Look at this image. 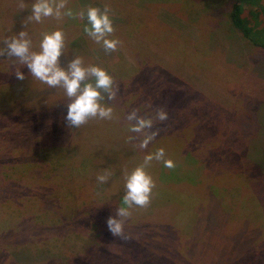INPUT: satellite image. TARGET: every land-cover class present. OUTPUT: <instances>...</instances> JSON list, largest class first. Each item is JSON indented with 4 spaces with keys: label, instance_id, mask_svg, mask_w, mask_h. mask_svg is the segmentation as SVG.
Segmentation results:
<instances>
[{
    "label": "rangeland",
    "instance_id": "374dc122",
    "mask_svg": "<svg viewBox=\"0 0 264 264\" xmlns=\"http://www.w3.org/2000/svg\"><path fill=\"white\" fill-rule=\"evenodd\" d=\"M233 1L66 0L65 8L61 9V12L67 9H71L73 12V17L67 16L65 19L66 25L73 27L70 33V36H73V44L70 53L68 52L69 55L61 52L59 66L67 71L70 63L74 59L80 58L82 67L88 68L93 65L101 67L113 77L115 83L117 82L114 84V90L117 89L116 97L109 100V105H104L102 104L103 100L101 101L102 106L113 109L111 119L90 118L79 128H71L64 119L59 128V133L62 135L58 134V136H52L46 140V142L56 140L66 144L70 149L73 164L69 167L72 170L69 175L74 176L72 189L78 188V194L83 196L79 200L78 207L82 209L79 217H87L86 210L103 205L100 202H105L103 206L110 209L111 215L108 212H102L97 220L98 226H103L108 217L115 216L120 197L127 191L126 177L139 165L141 158L146 153L145 149L139 148L143 132L129 131L135 120L131 121L129 127L124 124V121L127 122L126 115H129L133 106L138 107V102L142 103L143 100H146L153 108H158L162 103L153 97L156 95L158 68L166 74L169 80L184 84L188 88L187 90L184 86H180V89L174 91L173 98L180 99H176L175 102L171 101L170 104L168 102L169 114L167 111L168 119L165 120V124L170 127L178 125L177 117H185V121L181 125L187 124L190 114L195 111L192 109V112H183L181 109H176L178 104L182 105V99H187L193 94L211 98L214 108L207 113H204V109H202L201 114L199 113L197 116L198 123L204 119L207 120L200 124L210 128V131L196 130L195 135H200L205 140L213 139L220 146L223 144L229 147L228 142L232 141L238 132L248 131V133H244L248 136L246 146L250 152L247 151V172L254 177H264V48L254 45L232 24L229 13ZM59 2L60 0H54V4ZM12 3H18L15 11L10 14V17H13L12 20L16 22L13 26L7 20V8ZM20 3L21 0H0V47H4L3 40L5 38H11L21 31L34 35L35 39L54 30L63 31L64 19L48 17L37 23L28 19L34 0H23V9L20 7ZM89 7H97L101 10H104L105 7L109 9L108 14L114 28L109 39H116L120 42L115 51L105 50L102 43H96L84 31L85 27H90L86 15ZM80 12L85 13L83 19L79 15ZM68 43L69 41H66L65 45ZM62 60L65 63H62ZM7 67L13 69L10 74H15V71L18 70L15 60L7 56L0 57V77L7 76ZM36 80L41 86L38 92L42 96H36L32 101L35 105L34 108L37 111L40 108H47L48 111L54 110L55 104L50 102L66 95L63 87L51 88L38 79ZM119 81L122 82L119 83ZM86 83H94V77L90 75L86 77L85 81L81 83V88ZM118 83L123 85L119 91V98L117 97ZM28 91L29 85H25L22 97L26 98ZM101 93L107 96V93L103 91ZM72 100L69 98L68 104ZM120 100L123 101L122 104H119ZM12 103L13 100H11ZM16 105L18 106L17 103ZM190 105L193 103L191 102ZM121 119L123 123L119 124ZM4 120L6 117L2 118L0 122L2 123ZM122 124L128 132L124 130L122 133L124 142L121 143V151L119 150L117 155L122 156V152L125 160L113 159L110 154L113 153L112 146L108 150L101 151L102 142H100L98 150H94V145L99 138L104 141L111 136L116 139L113 144L118 143L122 138L120 135ZM5 130L10 129L3 126L2 131ZM15 131L21 132L22 136L19 139L6 138L0 143L6 146L4 142L20 141L24 138L22 145H29L25 147L29 150L31 145L46 143L43 142L37 131L31 130L27 120L20 129ZM6 133L8 135L10 131ZM180 134L176 135L177 138ZM30 137L33 138L32 142ZM88 148L89 157L84 159L82 155ZM196 151L197 157L186 155L180 162H175L173 168L164 166L163 170L158 172L159 182L176 187L179 183L182 185L181 189L183 188V191L188 193L192 191L190 185L195 184L197 188L201 183H206L209 180L208 172L218 175L220 181L227 179L228 170L219 172L217 169H212L213 164L217 163L212 155L208 156L206 152V157H202V152ZM100 153H103V156ZM218 153H223L224 157H220L223 158L221 161L229 166L230 157H233L230 154V149H222ZM110 156L111 158H109ZM204 159L207 161L203 162ZM183 161H187L186 164ZM219 168L223 169L220 166ZM102 174L108 175V180L104 184L98 183L97 180V177ZM117 181L119 187L114 185ZM94 189H97L95 193ZM224 189L226 188L217 189L218 191L214 193L215 197L221 199L223 196H229V191ZM261 189L264 191V187ZM60 194L63 199L59 198L63 202H66V199L70 197V193L65 194V190H60ZM93 194L96 195L94 198ZM257 194L261 196L260 205L263 206V217L250 219V223L237 221L239 224L241 222L240 225H227L225 216L214 204L210 205V209L206 211L205 209L200 210L199 203L211 199L206 195L185 197V201L182 198L183 203L178 210L180 216L178 220H182L180 226L184 229V231L178 232L180 235L178 238L180 257L173 254L172 258L170 253L166 255L169 250L165 249L164 241L172 237V235L169 237V234H173L174 232L171 230L174 231V229L170 228L167 222H159L157 218L151 219L144 226L140 225V221L132 230H130L131 226L127 227L129 224L126 219L124 232L127 239L123 240L99 234L98 230H91L87 223H83L76 227L79 238L78 242L73 243L62 241L64 230L55 231L49 226L42 228L37 226V228L32 223L22 224L20 233L14 235V233H8L6 228L0 225V247L6 243L13 245L26 241L38 242L35 245L37 248L33 246L32 249L26 250V247H20L21 255L15 258L16 261L11 264H71L72 256L89 260L93 264H158V262L159 264H185L186 260L189 264H264V229L262 227L264 224V195L259 192L258 186ZM231 196L236 201V194L232 193ZM43 201L46 203L45 206L43 205L44 208H52V198ZM243 201L239 200V195H237L236 204L239 207L237 219L246 217L243 211L240 215V210L245 207ZM130 212L132 213V211ZM244 219L242 220L244 221ZM256 226L260 229L253 235L251 230ZM39 229L46 230L44 237L51 236L47 240H38L41 235ZM254 239L257 240L255 245L252 243ZM247 248L251 250L252 254L246 253ZM23 249L24 251H22ZM16 250L14 251L18 254V249ZM4 251H0V264H7L6 260L1 259L3 255L5 256L6 252L4 253ZM252 255L255 256L254 259L251 257Z\"/></svg>",
    "mask_w": 264,
    "mask_h": 264
},
{
    "label": "trees",
    "instance_id": "16d2710c",
    "mask_svg": "<svg viewBox=\"0 0 264 264\" xmlns=\"http://www.w3.org/2000/svg\"><path fill=\"white\" fill-rule=\"evenodd\" d=\"M17 4L18 3H12V5L7 8V20H9V23L11 22L12 26L15 25L16 22L12 20L13 17H10V14L12 11H15ZM229 15L234 27L240 30L245 38L250 40L254 45L264 48V0H234L231 5ZM62 19H64L63 21L65 22L67 16L62 17ZM72 29V25H69L68 27L65 22V27L62 31L64 33V47L61 50V52L63 54L65 53V55H69L70 49L73 44V36H70ZM34 37V35L30 34L28 38L31 42L30 51L35 52L40 50L39 45L43 38V35L39 39H35ZM66 41H69V43L65 45ZM10 58L16 61V68L24 74L25 79L18 80L15 74H10V71L13 70L11 69L12 67L10 69L9 67H7L8 70L6 71L8 73L6 77H0V121L2 120V118L6 117V120H4L2 123L0 122V142H3L6 138H15V140L19 139L22 134L21 132H17L15 130L20 129L22 127V124H24L26 120L28 125L31 127V130L33 132L37 131L40 134L43 142H46V140H49L52 136H58V134L62 135L61 133H59V128L62 125L60 123L64 121L66 117L68 105L67 101L70 97H66V95H64L61 98L54 99V101L50 102L53 103V105L55 104V109L52 111H48L47 108H40L38 112L34 108L35 105L32 103V101L35 100L36 96H42L38 92L39 87L41 86L38 85V81L34 76L31 75L26 66L20 64L17 58ZM62 63H65V61L62 60ZM157 71L159 72V74L157 76L155 85L156 95H153V97L154 99L159 100V102L162 101V103H160L159 106L157 105L158 108H153L147 103L146 100H143V97V102H138V107L136 108L135 106H133L130 113L135 111L138 116L144 118H152L154 117L155 112L158 109H163L167 112L168 102L170 104L171 101L175 102L176 99H180L176 97V99L173 98L174 91L180 89V86H184V88L188 90V88L184 84L169 80L166 77V74L161 72L159 68L157 69ZM121 82L122 81H119V83ZM119 83L117 97L119 96L121 87H123V85ZM115 84H117V82ZM25 85H29V91L27 92L26 98L22 97ZM103 96L105 98L102 101V104L109 105L110 101L107 99V96L104 94ZM70 99L72 100V98ZM11 100H13L12 104ZM182 100H185L187 103L185 104V101H182V105L178 104V107H176V109H181V111L183 112H192V109L195 111L190 114L187 124L184 123V125H181V123L185 121V117H177L176 122L178 125H173L171 127L166 125L165 121L159 122L154 120L153 128L145 130L142 134L144 136L152 131H156L158 133L145 149V155L149 153H155L158 149L163 148L165 151L164 159L172 160L173 163H175L183 160L186 155H194L197 157V155L195 154L197 152L196 150L202 152V157H206L205 153L207 152L208 156L212 155V158L217 161L216 165L213 164L214 166H212V169H217L219 172H226L228 170L229 174L227 179H224V181H220L218 175H212L208 172L210 178L206 183H201L197 188L195 187V184L190 185L192 191L186 193L183 191V188L181 189L182 185H180L179 183H177L178 187H176L172 185H164L159 182V173L163 170L164 167V163H162L163 160H153L146 167V172L152 177L155 184L151 192V202L146 208L134 206L133 208L129 209V211H132V213L127 218L129 224L127 225V227L131 226L130 230H132V228H135V225L140 221V225L144 226L148 224V221L154 218L159 219V222H167L170 228L173 227L174 231L171 230V232L174 233L169 234V237H171V235L172 237L164 241V247L167 251L169 250V252H166V255L167 253H170L172 255V258L174 255H178V257L181 256L178 253V238H180L178 232L180 230L184 231V229L180 226L182 220H178V218L180 217L178 215V210L183 203V199L185 201V197L191 198L192 196L195 197L197 195L208 196L211 199H207L206 202L199 203V209H205L206 211L210 209V205H216L221 214L225 216L227 225H240L241 222L239 224V222L237 221L250 223V219H255L260 216L263 217V206L260 205L261 196H259L260 193L259 195L257 194V186L259 192L264 195V191L261 189V187H264V177H254L251 176L249 172H247L249 151L246 146V142L248 136L244 135V133H248V131H245L244 133H242V131L238 132L235 135V138L232 141L228 142L229 147L223 144L222 146H220L219 144L214 142L213 139L205 140L202 139L200 135H198L200 137L199 138L195 135L196 130L203 131L205 129L206 131H210V128H208L207 126L203 127V125L200 124L203 123L204 120L205 122H207L206 119L198 123L197 116L199 113L201 114L202 109H204V113L212 110L214 108V106L212 105L213 101L211 98L208 99L207 96L201 94H193L192 96L190 95L189 98H184ZM191 102L194 106L190 105ZM16 103L18 104V106L16 105ZM122 103L123 101L120 100L119 104ZM189 105L190 107H188ZM57 110H59L60 112L56 113L55 111ZM126 120L127 122L124 121V124L130 126L132 122L128 119ZM121 121L119 120V124L123 123L122 119ZM2 124H4L3 126L5 127H9L10 130L2 131ZM57 125L58 127H56ZM124 130L126 129L122 124L120 135L124 133ZM7 131H10L8 135L6 133ZM126 131L128 132V130ZM179 133L181 134L177 138L176 135ZM23 139L24 138H22L20 141L4 142L6 146L3 143H0V225L6 228L8 233H14V235L20 233V227L22 226V224L32 223L39 228L49 226L52 230L55 231L64 230L62 241L64 240V242L73 243L78 242L77 240L79 238V233L76 232V227L79 225H83V223H87L91 230L96 229L99 231V234L113 237L111 232L108 230L107 224L105 222H103L105 224H102L103 226L101 227L97 225V220L98 218H100L102 212H108V214L111 215V213H109L110 209H108V207L106 206H103L105 202H100L103 205H97L92 209L88 208L86 210L87 217H79L82 210L80 207H78L79 200H81L83 196H81V194H78V188L74 190L72 189V178L74 176L69 175L72 171L69 167L70 165L72 166L73 159L69 147L64 143H59L55 140L54 142H46L49 144L42 143L39 145L34 144V146L31 145V149L29 150V148H25L29 145H22ZM32 139L33 138L30 137L31 142ZM123 140L124 135H122V138H120L118 143L115 142L116 144L114 145L113 143L114 141H116L114 137L109 136L104 141H102V138H99L94 145V150H98L99 144L100 142H102L101 151L108 150L110 149V146H112L114 154H110H112L111 156L113 157V159L121 158L122 160H125V158L123 157L124 154L122 152V156L117 155L120 150L121 143L124 142ZM227 148L230 149V154L233 156L230 157L229 166L225 163H222L223 161H221L223 158L221 159L220 157H224L223 153H218L222 149L227 150ZM100 154L103 156V153ZM145 155L141 158L139 165L143 163ZM111 156L109 158H111ZM87 157H89V148L85 150L84 154L82 155V158L84 159ZM206 161L207 160L205 159L203 160V162ZM186 162L187 161H183L184 164H186ZM219 166L223 169H220ZM131 172L132 171H130L129 174ZM258 181L261 182L258 183ZM114 185L119 187V182L117 181L116 183H114ZM220 188H226L224 190L229 191V196H223L224 198L222 197L221 199L215 197V191H218L217 189ZM60 190H65V194L67 195L70 193V197L69 199H66V202L60 200V198H62V194L59 195ZM95 191H97V189H94V193ZM232 193L236 194V201L234 197L231 196ZM174 194H177V196H174ZM168 195L169 197H167ZM237 195H239V200L242 199L244 200L243 202H245V207L240 210V215L243 211V214L246 216L244 217L245 219L242 218L244 219V221L242 219H237V217H239V207L236 204ZM95 196L96 195H94L93 198ZM123 196L120 197L119 204L116 206V208L123 206ZM48 198H52L53 200L51 201L52 208L43 207V205L45 206L46 204L43 200ZM205 203L207 204L205 205ZM175 212H177V214H175ZM251 216L254 218H252ZM106 220L107 219H105V221ZM229 220L233 221L231 222ZM233 222L236 223L234 224ZM262 227L264 229V224L262 225ZM71 228L73 229L70 230ZM247 228L248 230H250L248 225ZM259 229L260 228L256 226L251 230V234L255 235L257 231H259ZM45 232L46 230H40V234L42 236L40 235V237H38V240H47V238L51 236L50 235L44 237ZM175 239L176 241H174ZM118 240L123 239L118 238ZM37 243H34V241H26L22 244H3L0 247V251L5 250L4 253H6L5 256L3 255L1 257V259L6 260L7 264L14 263L16 261L15 258H18L21 255V251H19L20 247H26V250H29L32 249L33 246L37 248L35 246L37 245ZM252 243L255 245V243H257V240L254 239ZM136 247L138 248L139 246ZM16 249H18V254L14 251ZM22 251H24V249ZM161 252H163V250H161ZM246 253L252 254L251 250L248 248L246 250ZM25 255L27 256V254ZM251 257H253V259L255 258L254 255H252ZM70 261L71 264H93L89 260L80 259L77 256H72V258H70ZM186 261L185 264H189Z\"/></svg>",
    "mask_w": 264,
    "mask_h": 264
},
{
    "label": "clouds",
    "instance_id": "9594fccd",
    "mask_svg": "<svg viewBox=\"0 0 264 264\" xmlns=\"http://www.w3.org/2000/svg\"><path fill=\"white\" fill-rule=\"evenodd\" d=\"M66 0H60L54 4V0H34L31 6V15L29 20L37 23L44 18L55 17L61 19L64 16L73 17L71 9L61 12L65 8ZM20 7L23 9L24 4L21 0ZM107 7L101 10L97 7L87 9V20L90 27H85L84 31L100 44L107 51H115L118 43L116 39H109L114 32L112 21L109 17ZM83 19L85 13L80 12ZM26 31H21L11 38L3 40L4 47H0V57H15L20 64L27 67L32 76L45 83L51 88L62 86L67 97L74 98L67 105V114L65 120L71 128H79L90 118L99 117L100 119H111L113 109L102 106L104 100L101 91L107 93V99L113 100L116 97L117 89L114 90V80L106 70L98 66L82 67L80 58L74 59L68 70L65 71L59 66V57L64 45V33L61 30H54L45 33L39 45V51H30V39ZM94 77V83H86L81 88V83L88 76ZM18 80H24V74L18 70L15 71ZM129 121L135 120L130 131L133 133H142L145 130L153 128V121L163 122L168 119V114L163 109H158L154 117L144 118L138 116L135 111L127 116ZM158 133L152 131L143 136L139 142L140 149H146L149 143ZM165 151L163 148L158 149L155 153L145 155L143 163L137 166L126 177L125 187L127 189L123 196V206L119 207L115 216L108 217L106 224L108 230L114 237L127 239L124 232L125 221L131 215L129 209L134 206L146 208L150 204V197L153 187L155 186L152 177L146 172V167L153 160H163L164 166L173 168L175 165L172 160L164 159ZM110 175V174H109ZM97 180L104 184L108 180V175L102 174Z\"/></svg>",
    "mask_w": 264,
    "mask_h": 264
}]
</instances>
